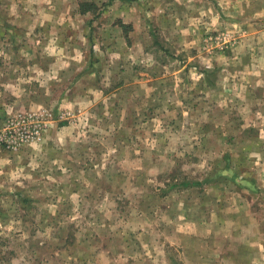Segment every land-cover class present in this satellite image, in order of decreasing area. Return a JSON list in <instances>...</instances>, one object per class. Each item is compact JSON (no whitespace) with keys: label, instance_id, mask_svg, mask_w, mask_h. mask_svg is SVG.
I'll use <instances>...</instances> for the list:
<instances>
[{"label":"rangeland","instance_id":"1","mask_svg":"<svg viewBox=\"0 0 264 264\" xmlns=\"http://www.w3.org/2000/svg\"><path fill=\"white\" fill-rule=\"evenodd\" d=\"M240 2L0 0V123L49 113L0 148V264L264 260V74L235 56L264 0Z\"/></svg>","mask_w":264,"mask_h":264},{"label":"built area","instance_id":"2","mask_svg":"<svg viewBox=\"0 0 264 264\" xmlns=\"http://www.w3.org/2000/svg\"><path fill=\"white\" fill-rule=\"evenodd\" d=\"M49 113L45 110L19 112L0 123V148L14 151L40 139L47 127Z\"/></svg>","mask_w":264,"mask_h":264},{"label":"crops","instance_id":"3","mask_svg":"<svg viewBox=\"0 0 264 264\" xmlns=\"http://www.w3.org/2000/svg\"><path fill=\"white\" fill-rule=\"evenodd\" d=\"M243 3H244L243 0H241V2L239 4L237 3L238 4L237 9L238 10L241 8V5H243ZM236 5H235V7H236ZM262 15H264L263 12L259 13L257 17H260ZM253 28H254V31L250 30V32H249V36H250L249 39H252V41H253V44L251 45V46H253V48L251 50L249 49V51H248L249 53L247 52V54H237L235 56H237L239 59H242L243 61L247 60L249 64L252 61H255L254 64H251V65L248 64V66H247V70H248L247 72L248 73L258 72V74H264V43H263L264 42V21L263 20L262 21L261 20L253 21ZM255 55L257 56V58L253 57ZM244 66H245V62H241V65L238 67L239 71L243 70ZM262 81L264 82V78L262 79ZM238 84H240V83H238ZM244 86H245V91H246V96H247V93L250 91L251 87H254V84H252V83L246 84L245 83ZM259 113L264 114V111L259 112ZM255 249L257 250L258 248L255 247ZM253 260H255V259H253ZM254 264H264V260H255Z\"/></svg>","mask_w":264,"mask_h":264},{"label":"trees","instance_id":"4","mask_svg":"<svg viewBox=\"0 0 264 264\" xmlns=\"http://www.w3.org/2000/svg\"><path fill=\"white\" fill-rule=\"evenodd\" d=\"M202 182H194V184H201ZM190 184H192V182H186L185 184H184V182L183 183H181L180 185L181 186H183V185H190ZM179 185V183H171V184H169V188H173V187H175V186H178Z\"/></svg>","mask_w":264,"mask_h":264}]
</instances>
